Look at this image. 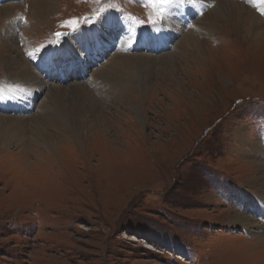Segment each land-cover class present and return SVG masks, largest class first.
I'll use <instances>...</instances> for the list:
<instances>
[{
    "label": "rangeland",
    "instance_id": "374dc122",
    "mask_svg": "<svg viewBox=\"0 0 264 264\" xmlns=\"http://www.w3.org/2000/svg\"><path fill=\"white\" fill-rule=\"evenodd\" d=\"M229 3L246 10L228 17ZM51 4L44 20L29 0H0V93L12 55L47 80L24 89L20 112L0 105V128L6 114L28 117L23 137L0 138V264H264V234L230 222L259 219L244 203L264 191V39L241 24L264 20V0ZM109 10L126 21L109 27ZM98 21L107 39L87 58L75 34ZM129 21L140 31L126 50ZM68 39V62L43 57ZM79 93L96 110L89 140L45 149L58 131L48 114Z\"/></svg>",
    "mask_w": 264,
    "mask_h": 264
},
{
    "label": "bare ground",
    "instance_id": "6f19581e",
    "mask_svg": "<svg viewBox=\"0 0 264 264\" xmlns=\"http://www.w3.org/2000/svg\"><path fill=\"white\" fill-rule=\"evenodd\" d=\"M51 3H52V0H29L30 9H32V14L35 17H38L40 19L44 18V20L46 19V12H47L48 8L51 7V5H52ZM229 4H230V6H228L227 13H226L227 14L226 16H228V17H231L232 15L234 16L235 13L237 14V12H239L241 10H246L243 6L237 8L236 5H234L232 3H229ZM184 7H185V4H183V3L176 2V3L172 4L170 17H172L174 20L177 19L178 18V11L185 9ZM252 17H254V18H251V16H249V17L246 16L245 19H243V20L240 19V20H242L241 24L243 25L244 30L246 29L245 31H247V33H249V35H251L252 38L264 39V20H263V18L258 17L257 15L252 16ZM123 20L126 21V18L123 17V13H121L120 11H117V10H109L105 14V20L104 21H105V24H107L109 27L112 28L118 21H123ZM125 28L127 29L128 34L130 33L131 36L128 38V40L125 43H120L119 45H120V47L122 46V48H126V50H127V49H129L130 44H133L134 42H136L135 36L139 33L140 30L130 21L126 23ZM104 29H105V26H104L103 22L98 21L95 24L86 25V26L80 27L77 30V32L75 34L76 40L78 43H84V46L83 45H80V46L82 47V52L85 54V56H87V58L90 57L89 53L91 51L90 49H92L91 48L92 46H93L94 51L97 49L96 48L97 46L102 48L101 40L104 41V39H107L106 38L107 32H105ZM236 30H238V29H236ZM120 38H122V40H123V36H120ZM14 40L15 39L13 38V40L10 41L11 42V49L10 50L13 53L15 52V54L17 56L20 54L18 52L19 49L14 44V42H15ZM68 40H69V41H67L68 43H65L64 45L59 46L56 44V46H53V47L50 46L47 54H43V57L44 58L47 57V59H52V61H53V57L57 54V52L60 51V53L64 56V59L67 60L65 57H68L69 55H71L70 52H73V53L75 52V50L73 49V47L71 45V40L70 39H68ZM92 40H93V43H90V42H92ZM126 50L123 49V51H126ZM190 54H192V53H190ZM29 55H33V52L30 51ZM120 57H123V56L117 55L113 64L117 63V60ZM21 58L19 61L15 57H13V55H12L10 57V61H7V63L5 62L6 63L5 66H7L6 68H8V70H7L8 74L10 77H12L11 80L8 81L7 87L5 88V86H4L5 90L0 93V105H4V109H5L4 111H6V112H8L10 110L15 111V113L20 112V110L18 108L19 102L25 101L27 99L26 96L29 93L28 91H25V90L36 89L40 86V84H43L46 86L45 82L47 80L41 82L40 81L41 76L39 77L36 74V72H33L32 69L27 68V65L29 64L28 60L25 57H23V55ZM147 58H148V56H147ZM67 62H68V60H67ZM122 70H123V68H122ZM119 78H120V76H119ZM94 80L97 81L98 78H95ZM31 95H30V97H31ZM84 100H85V94L79 93V96L77 98H75V102L72 103L70 107H67L66 105L62 104V107H64V109L61 107V109H62L61 111H63V112H61V114H50V113L48 114L47 113L50 117V119L49 118L48 119L51 122V124H49V125L51 127L58 128V131H52L51 133L48 132L46 142H44V144H43L45 146V149H47L46 146L49 148L50 144H51L50 146L52 148L56 145L58 148V144L60 141H64V142H65V140L69 141V139H74L77 136L78 137L81 136L80 138L85 137L86 139L89 140V137L91 135L89 137H87L86 135L88 133V129H90L92 127V122L91 123L89 122L90 121V113L91 112L96 113V110H94L93 107L86 106V104H84V102H83ZM27 101H28V99L25 101V103ZM30 103L27 105L30 106ZM28 106H25V107H28ZM87 114H89V115H87ZM26 116L27 115H24V114H18L17 116H13L12 113H10V115H8V114L4 115L3 116L4 118L1 119V122L4 124V126H2L0 128V138L7 137L5 139L11 140V138H15L17 136L23 137L25 135V132L27 129L25 128L24 124L21 125V123H23V119H26V121H27L28 117H26ZM91 118H93V117H91ZM32 120H34V121L38 120V123L42 122L41 117L40 118H34ZM14 122H16L15 124L17 126H19L15 132H14L15 128L8 129V127H14V125H15ZM35 134H36V132H35ZM86 139H84V140H86ZM70 145L71 144L69 143L66 146H70ZM58 149H60V148H58ZM109 151H113V150L112 149L110 150V148H109ZM261 166L264 169V162L262 163ZM260 186H262V185H260ZM260 191L261 192L257 191L256 193H254L255 195L250 197L248 199L249 200L248 202L244 203L245 207L251 206V209L249 208V210L255 216H258L259 219L262 217L264 218V200L261 201V200L257 199V196H262V198L264 199V191L262 189ZM258 193H261V195H259ZM259 219H257V217H253V215L249 216V215H245L244 213L235 211L233 213V215H231V217H230V222L236 223V224H238V223L242 224L243 228H246V230L255 232L257 234L259 233V235H260V234H264V232H263L264 231V221L263 220L260 221ZM149 248H153V247H149Z\"/></svg>",
    "mask_w": 264,
    "mask_h": 264
},
{
    "label": "snow or ice",
    "instance_id": "6c2138e0",
    "mask_svg": "<svg viewBox=\"0 0 264 264\" xmlns=\"http://www.w3.org/2000/svg\"><path fill=\"white\" fill-rule=\"evenodd\" d=\"M57 35L59 36V35H61L60 33H57Z\"/></svg>",
    "mask_w": 264,
    "mask_h": 264
},
{
    "label": "trees",
    "instance_id": "16d2710c",
    "mask_svg": "<svg viewBox=\"0 0 264 264\" xmlns=\"http://www.w3.org/2000/svg\"><path fill=\"white\" fill-rule=\"evenodd\" d=\"M146 238V237H145Z\"/></svg>",
    "mask_w": 264,
    "mask_h": 264
}]
</instances>
